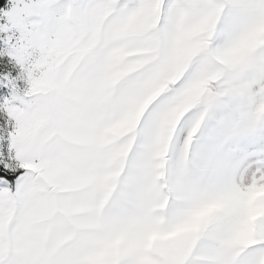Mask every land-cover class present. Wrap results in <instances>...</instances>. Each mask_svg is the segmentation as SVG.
<instances>
[{"label": "snow or ice", "instance_id": "obj_1", "mask_svg": "<svg viewBox=\"0 0 264 264\" xmlns=\"http://www.w3.org/2000/svg\"><path fill=\"white\" fill-rule=\"evenodd\" d=\"M0 264H264V0H0Z\"/></svg>", "mask_w": 264, "mask_h": 264}]
</instances>
